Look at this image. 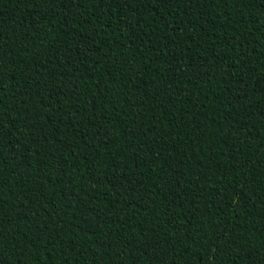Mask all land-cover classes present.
Returning <instances> with one entry per match:
<instances>
[{
  "label": "trees",
  "instance_id": "1",
  "mask_svg": "<svg viewBox=\"0 0 264 264\" xmlns=\"http://www.w3.org/2000/svg\"><path fill=\"white\" fill-rule=\"evenodd\" d=\"M0 264H264V0H0Z\"/></svg>",
  "mask_w": 264,
  "mask_h": 264
}]
</instances>
